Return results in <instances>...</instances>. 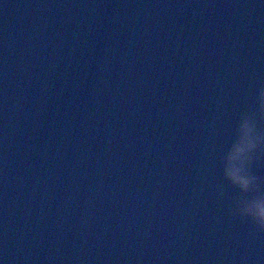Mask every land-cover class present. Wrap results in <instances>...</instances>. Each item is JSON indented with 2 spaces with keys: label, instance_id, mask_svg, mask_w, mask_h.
<instances>
[{
  "label": "water",
  "instance_id": "water-1",
  "mask_svg": "<svg viewBox=\"0 0 264 264\" xmlns=\"http://www.w3.org/2000/svg\"><path fill=\"white\" fill-rule=\"evenodd\" d=\"M262 88L264 0H0V264H264Z\"/></svg>",
  "mask_w": 264,
  "mask_h": 264
},
{
  "label": "snow or ice",
  "instance_id": "snow-or-ice-1",
  "mask_svg": "<svg viewBox=\"0 0 264 264\" xmlns=\"http://www.w3.org/2000/svg\"><path fill=\"white\" fill-rule=\"evenodd\" d=\"M245 118H247V116L240 120L237 126L236 139L227 153V167L224 170V176L238 193L243 194V196L248 197V199L256 196L264 197V195L259 194L260 182L258 178H255L248 171H242L244 166L242 164L243 156L241 144L242 141L250 135V130ZM236 171H242V175L244 176L243 180H238L236 178ZM249 177L252 179L250 180Z\"/></svg>",
  "mask_w": 264,
  "mask_h": 264
},
{
  "label": "clouds",
  "instance_id": "clouds-1",
  "mask_svg": "<svg viewBox=\"0 0 264 264\" xmlns=\"http://www.w3.org/2000/svg\"><path fill=\"white\" fill-rule=\"evenodd\" d=\"M259 105H260V109L262 111H264V88L260 89L259 91ZM245 121L248 125V128L250 130V142H249V145H248V149L250 150L251 148H254L255 147V144L251 141H254L255 140V136L253 134V125L252 123L249 121L248 118H245ZM256 223L258 224L259 228L261 229H264V220H257Z\"/></svg>",
  "mask_w": 264,
  "mask_h": 264
}]
</instances>
